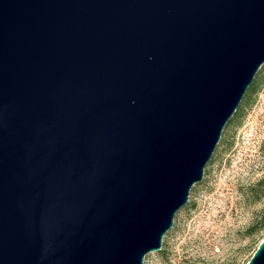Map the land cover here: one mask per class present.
Masks as SVG:
<instances>
[{
    "label": "water",
    "instance_id": "water-1",
    "mask_svg": "<svg viewBox=\"0 0 264 264\" xmlns=\"http://www.w3.org/2000/svg\"><path fill=\"white\" fill-rule=\"evenodd\" d=\"M263 65L264 0H0V264H143Z\"/></svg>",
    "mask_w": 264,
    "mask_h": 264
},
{
    "label": "rangeland",
    "instance_id": "rangeland-1",
    "mask_svg": "<svg viewBox=\"0 0 264 264\" xmlns=\"http://www.w3.org/2000/svg\"><path fill=\"white\" fill-rule=\"evenodd\" d=\"M264 81L143 264H247L264 238Z\"/></svg>",
    "mask_w": 264,
    "mask_h": 264
},
{
    "label": "trees",
    "instance_id": "trees-1",
    "mask_svg": "<svg viewBox=\"0 0 264 264\" xmlns=\"http://www.w3.org/2000/svg\"><path fill=\"white\" fill-rule=\"evenodd\" d=\"M264 81V65L261 67L259 72L256 74L254 77L250 87L246 91L240 105L238 106L237 110L235 111L234 115L232 118L229 120L227 125L225 126L222 134L225 133V131L233 124L238 125L239 124V119L241 118V115L243 113V110L252 104L253 97L258 93L261 85L263 84ZM221 140V139H220ZM264 220V219H263ZM257 248V247H256ZM256 250V249H255ZM254 250V251H255Z\"/></svg>",
    "mask_w": 264,
    "mask_h": 264
}]
</instances>
